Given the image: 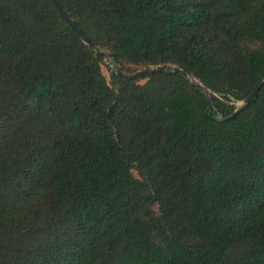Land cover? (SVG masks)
I'll return each mask as SVG.
<instances>
[{"label":"trees","instance_id":"1","mask_svg":"<svg viewBox=\"0 0 264 264\" xmlns=\"http://www.w3.org/2000/svg\"><path fill=\"white\" fill-rule=\"evenodd\" d=\"M59 1L94 49L0 0V264H264V0Z\"/></svg>","mask_w":264,"mask_h":264},{"label":"water","instance_id":"2","mask_svg":"<svg viewBox=\"0 0 264 264\" xmlns=\"http://www.w3.org/2000/svg\"><path fill=\"white\" fill-rule=\"evenodd\" d=\"M56 4V6L58 7L60 13L63 15V17L68 21V23L73 27V29L77 32L78 35H80L82 37V39L90 46V48L94 49L95 45L93 42L90 41V39L85 35V33L83 32V30L76 24V22L66 13V11L63 9V7L60 4L59 0H53ZM98 53L101 56H110L113 57L116 65L118 67V71L117 74L126 79V80H135V79H139L141 77H145L151 73H155V72H164V71H169V72H177V71H181L186 73L190 79H192L193 82H195L197 85L201 86L206 93H209V89L203 85L198 79H196L195 77L192 76V74L186 69V68H182L179 66H174V65H157V66H151L148 68H144V69H140L134 73H124L121 70V63H120V59L119 57L112 52H109L105 49H99ZM264 86V79L262 80V82L258 85V87L254 90V92L249 95L244 101L243 104H248L250 102H252L255 97L258 95L259 91L261 90V88ZM209 100H211V97H209ZM235 116V113L230 115L229 117L226 118V120L231 119Z\"/></svg>","mask_w":264,"mask_h":264},{"label":"rangeland","instance_id":"3","mask_svg":"<svg viewBox=\"0 0 264 264\" xmlns=\"http://www.w3.org/2000/svg\"><path fill=\"white\" fill-rule=\"evenodd\" d=\"M109 65L113 66L111 64V61L109 59H106V64L103 66V72H104L106 78L108 79V81H110V71H109V68H108ZM242 104H243V101L237 102V106H240Z\"/></svg>","mask_w":264,"mask_h":264}]
</instances>
